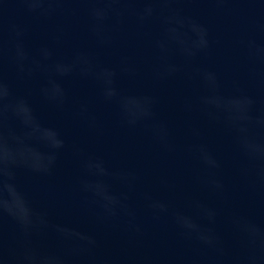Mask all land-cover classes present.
Masks as SVG:
<instances>
[{
	"label": "water",
	"instance_id": "1",
	"mask_svg": "<svg viewBox=\"0 0 264 264\" xmlns=\"http://www.w3.org/2000/svg\"><path fill=\"white\" fill-rule=\"evenodd\" d=\"M0 82V264H264V0H0Z\"/></svg>",
	"mask_w": 264,
	"mask_h": 264
},
{
	"label": "clouds",
	"instance_id": "2",
	"mask_svg": "<svg viewBox=\"0 0 264 264\" xmlns=\"http://www.w3.org/2000/svg\"><path fill=\"white\" fill-rule=\"evenodd\" d=\"M150 11V10H149ZM110 82V81H109ZM0 87H3L2 82H0ZM57 91H61L57 89ZM8 95L7 89L5 88L3 94H0V102L4 100V97ZM62 95V91H61ZM105 95L107 97H113L116 95L114 89L108 90ZM20 104H23L27 112H31V108L28 106V102L26 100L21 99L19 101ZM243 109L240 108L239 105L236 106L235 112L236 114H228L227 119L231 123V126L237 133V138L239 142L247 147L249 145V138L248 132L249 129L245 126L242 121L247 120L249 123L252 122L251 117L240 115L239 113L242 112ZM228 112V110H226ZM150 113L145 112V115H149ZM32 119L34 120L35 117L33 116ZM27 123V121H25ZM257 124L264 126V120L256 121ZM37 125V129H38ZM53 133H50L52 135ZM52 147L59 149L63 147V141L56 140ZM19 157V159L17 158ZM54 160V157L50 158V163ZM13 166H23L27 167L32 171H39L38 167H35L28 163L27 157L24 152H19L18 154H13V152L7 148L6 140L4 136V132L2 128H0V215L3 212H7L9 215H12L14 218L18 219L20 223L24 225H28L31 223V214L32 210L27 199L20 193L17 189L15 183L10 182L15 180V173L10 170V167ZM5 191L7 195L11 197V201L5 198ZM109 203H115V198L113 197H105ZM154 207L163 208V205H153ZM186 226L189 228H195L194 224L190 222H186Z\"/></svg>",
	"mask_w": 264,
	"mask_h": 264
}]
</instances>
